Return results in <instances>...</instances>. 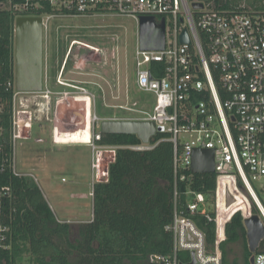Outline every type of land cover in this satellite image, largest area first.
Segmentation results:
<instances>
[{
	"label": "built area",
	"instance_id": "1",
	"mask_svg": "<svg viewBox=\"0 0 264 264\" xmlns=\"http://www.w3.org/2000/svg\"><path fill=\"white\" fill-rule=\"evenodd\" d=\"M199 2V1H194ZM188 0H6L1 8L26 17L46 20L86 16L129 17L139 25L140 17L165 20V43L159 51H143L137 39L134 56L136 88L154 96L152 109L139 110L130 118H97L90 129L91 197L95 182L107 180L108 165L116 147L101 146L100 122L111 120L149 121L156 137L172 144V218L164 230L172 236L169 255H152L149 261L160 264H222L221 245L226 241L225 227L235 213L243 220L258 215L264 225V9L239 7L218 9L203 4L192 10ZM187 30L190 43L181 44ZM11 86V84H8ZM12 99V140L21 138V129L30 128L26 99L15 90ZM34 94V93H31ZM39 94V93H38ZM200 99H197L196 97ZM25 101V102H24ZM1 112V109H0ZM25 117V118H24ZM98 123V122H97ZM153 137V138H154ZM25 138L26 137H22ZM160 141L128 146L134 151L153 149ZM211 150L214 155L215 192L211 209L205 214V197L187 190L185 207L179 204V184L191 181L192 155L195 150ZM108 155V156H107ZM108 157L109 160H108ZM105 159L107 161L105 162ZM13 172L16 175L14 157ZM30 175V174H27ZM221 183V194L219 193ZM254 184L257 187H254ZM5 192L8 188L3 189ZM240 193L249 207L230 212L227 197ZM252 205L258 214L252 213ZM205 215L215 224V240L208 250L205 236L192 216ZM1 229V227H0ZM253 264H264V253L254 254Z\"/></svg>",
	"mask_w": 264,
	"mask_h": 264
},
{
	"label": "trees",
	"instance_id": "2",
	"mask_svg": "<svg viewBox=\"0 0 264 264\" xmlns=\"http://www.w3.org/2000/svg\"><path fill=\"white\" fill-rule=\"evenodd\" d=\"M5 1L0 0V264H160L150 262V256L169 255L172 247V236L164 230L173 209L172 144L160 141L164 135L152 138V144L160 142L146 151L127 148L141 144L135 135H101L98 145L116 147L114 160L108 165L107 180L93 185L91 218L78 225L74 241L70 224L55 218L35 179L14 174V22L26 16L1 8ZM188 1L224 10L248 8L241 0ZM215 178L214 173L194 174L189 183H180L179 204L185 207L190 199L185 192L191 190L204 195L205 214L214 216ZM252 213L258 214L253 205ZM191 218L211 250L214 222L201 213ZM225 233L222 264H228L227 245L237 242L243 243L244 264H250L240 213L232 216ZM256 252L264 253V239Z\"/></svg>",
	"mask_w": 264,
	"mask_h": 264
},
{
	"label": "rangeland",
	"instance_id": "3",
	"mask_svg": "<svg viewBox=\"0 0 264 264\" xmlns=\"http://www.w3.org/2000/svg\"><path fill=\"white\" fill-rule=\"evenodd\" d=\"M241 5L262 10L264 0H241ZM43 21L46 24V31H43L44 61L52 79L51 87L60 89L53 84L55 58L64 55L71 40L100 49H93L81 58L87 51L75 45L74 54H78V57H74L77 66L74 72L77 74L72 70L65 75L67 79L100 85L101 88L76 83L95 95L92 94L94 97L91 96L90 102L86 98H79L65 100L58 106L48 101L49 106L38 93L19 96L27 100L24 101L27 114L23 116L30 119V128L21 129V138L16 141L15 170L30 174L35 179L55 218L70 224V238L74 241L78 225L89 220L92 214L91 152L86 145L66 140L73 137L77 140L76 136H82L89 128V121L90 129H96L99 121L92 123L93 114L99 119L136 117L135 113L121 110L117 105L133 108L132 104L136 102L139 110L150 111L155 99L152 94L139 91L134 84V56L138 39L134 19L86 16L75 20L51 17L48 20L43 18ZM88 114L89 120L86 118ZM254 187L257 185L254 184ZM235 207L237 210L242 208L238 204ZM234 210L230 209V212ZM226 249L228 264H244L242 242L230 243Z\"/></svg>",
	"mask_w": 264,
	"mask_h": 264
},
{
	"label": "water",
	"instance_id": "4",
	"mask_svg": "<svg viewBox=\"0 0 264 264\" xmlns=\"http://www.w3.org/2000/svg\"><path fill=\"white\" fill-rule=\"evenodd\" d=\"M192 10L202 9L203 4H190ZM139 48L143 51H159L165 43V20L159 23L153 17L143 16L138 25ZM181 44H189L187 30L180 35ZM43 63V27L39 17H18L14 22V86L20 93H40L42 90ZM101 135H135L141 143L148 144L155 136L156 129L153 122L137 120H111L100 122ZM192 174H213L214 155L211 150H195L192 155ZM233 201L227 197V204ZM246 244L252 256L259 243L264 239V225L258 215H252L243 220Z\"/></svg>",
	"mask_w": 264,
	"mask_h": 264
},
{
	"label": "flooded vegetation",
	"instance_id": "5",
	"mask_svg": "<svg viewBox=\"0 0 264 264\" xmlns=\"http://www.w3.org/2000/svg\"><path fill=\"white\" fill-rule=\"evenodd\" d=\"M78 45L79 48L84 49L85 51H87V53L81 55L84 57L85 55H87L88 53H90V51H92L93 49H97L95 47H92L90 45H87L85 43L82 42H78L75 40H71L65 50L64 55L60 58L57 57L55 58V73H54V85L58 86L60 89L58 88H54L51 87V82L52 79L50 77V73H49V68L47 67L46 62L44 61V54H45V47H44V42H43V63H42V90L39 93L41 95V98L45 99L44 101H46L48 103V105L50 106V102L51 101L53 104L56 103L58 106L63 104V102L66 101H70V100H76L79 98H86L88 100V102L91 101V96L94 97L95 95L86 87H82L79 86L76 83H82V84H91V85H98L100 87V85L98 83L95 82H91V81H78L76 79H67L65 78V75L72 71L74 72V70H76L77 66L76 65V59L78 57V54H74V46ZM97 50H100L99 48ZM96 51V50H95ZM104 52V51H102ZM67 53L66 58L64 57ZM113 55V57H115L114 53H111ZM102 55V54H101ZM74 57H76V59H74ZM111 57V56H110ZM111 57V58H113ZM107 63V60H106ZM75 74H77V72H74ZM62 76H64V78H62ZM101 88V87H100ZM94 96H93V95ZM95 98H94V103H95ZM116 105H114L115 107ZM119 109L122 110V106L119 104L117 105ZM116 106V107H117ZM87 118V117H86Z\"/></svg>",
	"mask_w": 264,
	"mask_h": 264
},
{
	"label": "bare ground",
	"instance_id": "6",
	"mask_svg": "<svg viewBox=\"0 0 264 264\" xmlns=\"http://www.w3.org/2000/svg\"><path fill=\"white\" fill-rule=\"evenodd\" d=\"M86 117L88 118V120L91 119L90 118V114H88ZM89 126H90V121H89ZM73 138H71V140H66V141H68V142L77 141V142H79L81 144H87L89 142V140H90L89 128L84 132V134L82 136H79L77 138V140H74ZM219 186H220L219 187V193L221 194V189H222L221 188V183H219ZM232 198H233V201L230 203V205H231L230 209H235L234 211H236L238 208H236L235 206H236V204H238V205L242 206V208H240L239 211H242L245 215L248 216V214H249V207H248V204H247L245 198L240 193H235V197H232Z\"/></svg>",
	"mask_w": 264,
	"mask_h": 264
},
{
	"label": "crops",
	"instance_id": "7",
	"mask_svg": "<svg viewBox=\"0 0 264 264\" xmlns=\"http://www.w3.org/2000/svg\"><path fill=\"white\" fill-rule=\"evenodd\" d=\"M76 137L78 138L79 136H76ZM76 137H75V138H76ZM77 138H76V139H77ZM77 144H78V143H77Z\"/></svg>",
	"mask_w": 264,
	"mask_h": 264
}]
</instances>
